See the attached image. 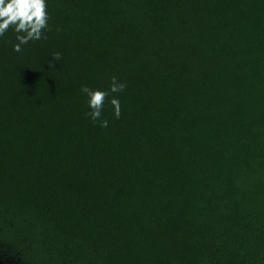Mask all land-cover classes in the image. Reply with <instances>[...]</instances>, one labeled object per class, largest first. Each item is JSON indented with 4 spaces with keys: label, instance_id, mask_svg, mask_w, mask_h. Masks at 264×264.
I'll return each mask as SVG.
<instances>
[{
    "label": "trees",
    "instance_id": "1",
    "mask_svg": "<svg viewBox=\"0 0 264 264\" xmlns=\"http://www.w3.org/2000/svg\"><path fill=\"white\" fill-rule=\"evenodd\" d=\"M47 7L0 37V263L264 264V0Z\"/></svg>",
    "mask_w": 264,
    "mask_h": 264
},
{
    "label": "clouds",
    "instance_id": "2",
    "mask_svg": "<svg viewBox=\"0 0 264 264\" xmlns=\"http://www.w3.org/2000/svg\"><path fill=\"white\" fill-rule=\"evenodd\" d=\"M48 0H0V37L11 28L15 32L16 40L13 51H21V46L30 40H40L44 31L48 28ZM23 33V34H21ZM58 56V54H57ZM124 84L117 83L116 78L107 89L90 88L82 86L81 92L86 96V103L90 112L88 115L93 121L99 120L106 101L111 93L122 91ZM108 102L113 106V115H120V101L112 96ZM102 127L108 126L107 120H102Z\"/></svg>",
    "mask_w": 264,
    "mask_h": 264
},
{
    "label": "rangeland",
    "instance_id": "3",
    "mask_svg": "<svg viewBox=\"0 0 264 264\" xmlns=\"http://www.w3.org/2000/svg\"><path fill=\"white\" fill-rule=\"evenodd\" d=\"M1 264V263H0Z\"/></svg>",
    "mask_w": 264,
    "mask_h": 264
}]
</instances>
